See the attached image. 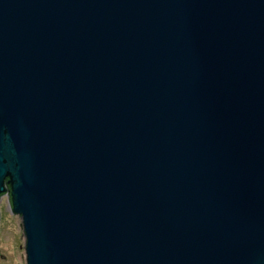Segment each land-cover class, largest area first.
<instances>
[{"label":"water","instance_id":"obj_1","mask_svg":"<svg viewBox=\"0 0 264 264\" xmlns=\"http://www.w3.org/2000/svg\"><path fill=\"white\" fill-rule=\"evenodd\" d=\"M5 192L25 264H264V0H0Z\"/></svg>","mask_w":264,"mask_h":264},{"label":"rangeland","instance_id":"obj_2","mask_svg":"<svg viewBox=\"0 0 264 264\" xmlns=\"http://www.w3.org/2000/svg\"><path fill=\"white\" fill-rule=\"evenodd\" d=\"M0 264H25V235L22 219L14 214L7 199L2 202Z\"/></svg>","mask_w":264,"mask_h":264},{"label":"flooded vegetation","instance_id":"obj_3","mask_svg":"<svg viewBox=\"0 0 264 264\" xmlns=\"http://www.w3.org/2000/svg\"><path fill=\"white\" fill-rule=\"evenodd\" d=\"M6 190L8 189L7 186H5ZM4 199L8 200L9 203V194L7 192L0 194V233H1V222H2V216H1V212L2 210V202Z\"/></svg>","mask_w":264,"mask_h":264}]
</instances>
